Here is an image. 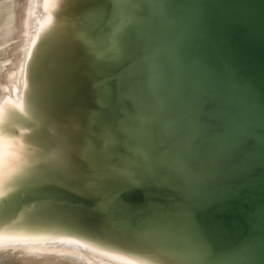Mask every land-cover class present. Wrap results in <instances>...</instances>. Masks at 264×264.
I'll use <instances>...</instances> for the list:
<instances>
[{"label":"bare ground","instance_id":"1","mask_svg":"<svg viewBox=\"0 0 264 264\" xmlns=\"http://www.w3.org/2000/svg\"><path fill=\"white\" fill-rule=\"evenodd\" d=\"M88 1L0 0V264H214L188 211L154 209L137 226L121 213L117 195L147 174L180 183L190 195L248 178L264 169V131L233 128L204 166L198 143L235 123L221 96L199 82L178 110L180 84L168 86L155 42L145 65L134 69L144 80L129 76L121 90L133 109L115 104L105 113L109 89L93 79L96 62L86 54L119 57L124 23L145 21L144 37L151 20L132 12L135 0H113L111 32L95 33L99 12ZM147 1L166 19L164 0ZM176 54L170 46L179 81L187 72ZM42 181L95 196L94 209L107 214L91 220L92 209L51 196L14 202ZM233 260L226 261H242Z\"/></svg>","mask_w":264,"mask_h":264},{"label":"water","instance_id":"2","mask_svg":"<svg viewBox=\"0 0 264 264\" xmlns=\"http://www.w3.org/2000/svg\"><path fill=\"white\" fill-rule=\"evenodd\" d=\"M135 4L129 6L132 12L151 20L147 35L143 37L140 33L145 21L127 20L120 29L122 51L119 57L97 60L86 54L96 62L93 79L102 80L109 89V106L100 107L95 101L92 105L104 109L107 114L111 111L110 105L115 104L116 109L123 106L132 110L131 99L122 91L129 76L144 80L143 71L139 77V72L133 75L134 69L137 64L145 65L146 54L155 42L162 50L160 60L168 86L180 84L179 98L175 102L178 110L193 95L196 82H199L211 88L212 96H221L229 109V120L235 123L198 143L199 159H203L204 166L209 168V154L217 152L225 139L233 137V128L243 124L264 131V0H164L166 19L156 13L147 0H135ZM88 5L99 12V22L93 31L110 33L111 23L116 19L115 2L89 0ZM148 34L153 40L151 45L147 42ZM170 46L176 49V57L187 72L179 81L177 62L174 63L169 55ZM206 72L212 78L207 82L204 81ZM118 148L125 153L122 145ZM190 163L198 166V160ZM166 170L161 169L162 172ZM126 185L118 193L117 201L121 203V213L129 216L137 226L154 209L171 214L188 211L192 230L208 245L209 260L214 264H264V169L256 170L241 181L195 195L188 194L180 183H166L150 174L142 183L128 182ZM47 196L59 198L65 205L92 209L91 220L107 214L105 209H94L95 196L78 193L53 181H42L19 191L14 202L19 205L32 199L45 200ZM8 203L5 199L4 204ZM246 249L250 251L244 253ZM237 259L242 261H235Z\"/></svg>","mask_w":264,"mask_h":264},{"label":"snow or ice","instance_id":"3","mask_svg":"<svg viewBox=\"0 0 264 264\" xmlns=\"http://www.w3.org/2000/svg\"><path fill=\"white\" fill-rule=\"evenodd\" d=\"M129 264H131V262H129Z\"/></svg>","mask_w":264,"mask_h":264}]
</instances>
